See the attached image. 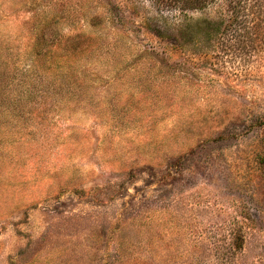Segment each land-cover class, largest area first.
I'll return each instance as SVG.
<instances>
[{
    "label": "rangeland",
    "instance_id": "374dc122",
    "mask_svg": "<svg viewBox=\"0 0 264 264\" xmlns=\"http://www.w3.org/2000/svg\"><path fill=\"white\" fill-rule=\"evenodd\" d=\"M0 264H264V0H0Z\"/></svg>",
    "mask_w": 264,
    "mask_h": 264
}]
</instances>
